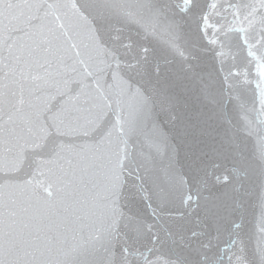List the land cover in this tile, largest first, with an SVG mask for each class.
<instances>
[{
  "label": "water",
  "instance_id": "obj_1",
  "mask_svg": "<svg viewBox=\"0 0 264 264\" xmlns=\"http://www.w3.org/2000/svg\"><path fill=\"white\" fill-rule=\"evenodd\" d=\"M0 264H264V0H0Z\"/></svg>",
  "mask_w": 264,
  "mask_h": 264
}]
</instances>
